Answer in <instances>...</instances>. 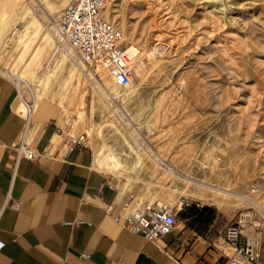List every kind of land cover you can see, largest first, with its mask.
<instances>
[{"label": "rangeland", "instance_id": "374dc122", "mask_svg": "<svg viewBox=\"0 0 264 264\" xmlns=\"http://www.w3.org/2000/svg\"><path fill=\"white\" fill-rule=\"evenodd\" d=\"M70 1L0 0L1 77L59 105L138 200L208 205L195 222L227 253L242 258L222 237L238 226L264 255V0H109L137 50L122 87L57 34Z\"/></svg>", "mask_w": 264, "mask_h": 264}, {"label": "crops", "instance_id": "0c3cea01", "mask_svg": "<svg viewBox=\"0 0 264 264\" xmlns=\"http://www.w3.org/2000/svg\"><path fill=\"white\" fill-rule=\"evenodd\" d=\"M13 84L0 76V238L5 242L0 264H220L227 259L221 240H213L190 216L179 215L176 229L157 242L116 221L112 212L132 190L97 166L90 147L67 144L59 105L43 99L27 117ZM22 140L40 155L16 161Z\"/></svg>", "mask_w": 264, "mask_h": 264}, {"label": "built area", "instance_id": "2783aa9c", "mask_svg": "<svg viewBox=\"0 0 264 264\" xmlns=\"http://www.w3.org/2000/svg\"><path fill=\"white\" fill-rule=\"evenodd\" d=\"M109 0H72L63 7L56 20V27L67 43L74 47L80 57L87 63L101 62L109 68L115 84L129 86L132 84L134 68L133 54L123 46V31L107 13ZM4 72L0 67V76ZM13 77L18 93L33 113L35 99H28L19 86V79ZM28 86V84H27ZM31 90L32 86H28ZM87 133L73 134L67 132L66 142L69 146H87ZM40 154L29 142L22 140L17 148L16 161L21 156L30 158ZM16 164L14 165V169ZM13 205H18L12 201ZM109 209H113L112 205ZM180 208L161 199H137L136 192L130 191L112 212L116 221L132 231L157 242L162 236L172 233L179 222ZM244 229L238 226L229 227L225 232L227 242L235 248L241 257L229 255L220 264H264V255L255 248L253 240L245 237ZM5 242L0 238V251ZM87 256L89 253L84 252Z\"/></svg>", "mask_w": 264, "mask_h": 264}, {"label": "trees", "instance_id": "16d2710c", "mask_svg": "<svg viewBox=\"0 0 264 264\" xmlns=\"http://www.w3.org/2000/svg\"><path fill=\"white\" fill-rule=\"evenodd\" d=\"M209 208L210 207L208 205H202L199 207L197 203H193L192 205H185L182 209H180V213H182V215L185 217L196 216V218H194V220H196L200 219L205 211Z\"/></svg>", "mask_w": 264, "mask_h": 264}, {"label": "bare ground", "instance_id": "6f19581e", "mask_svg": "<svg viewBox=\"0 0 264 264\" xmlns=\"http://www.w3.org/2000/svg\"><path fill=\"white\" fill-rule=\"evenodd\" d=\"M57 28V27H56ZM57 34L58 35H60V37H63L62 35H61V33L58 31V29H57ZM128 50L131 52V53H133V51H134V53H135V50H134V47L132 46V47H130V48H128ZM70 51V50H69ZM137 51V50H136ZM65 52H67V50L65 51ZM70 54V53H69ZM67 57L69 56V55H67V54H65ZM137 55V54H136ZM83 60V59H82ZM84 61V60H83ZM101 66H103L102 68H106L108 71H109V68L108 67H106L104 64H101ZM3 71V70H2ZM106 71V70H105ZM109 73H110V71H109ZM111 75V74H110ZM102 77H104V75L102 76ZM28 84V83H27ZM28 86H29V84H28ZM116 86H119V85H117L116 84ZM119 87H122V86H119ZM28 89H29V92H30V96L32 97V98H34L35 99V104L37 105V101H36V98H35V95H36V92H35V90H34V88L32 87V89L33 90H31L29 87H28ZM21 97H22V103H24V106H25V111H26V116L27 117H29V115H31L32 114V112H31V110L29 109V107H28V105H27V103H26V101H25V98L21 95ZM36 109V108H35ZM34 109V110H35ZM170 168H174V167H170ZM175 169V171L177 170V168H174ZM169 171H172V170H169ZM184 180H186L187 182H192L191 180H189L188 178H186V177H182Z\"/></svg>", "mask_w": 264, "mask_h": 264}]
</instances>
